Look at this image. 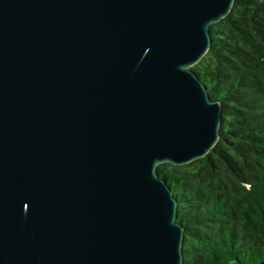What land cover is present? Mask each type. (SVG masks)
<instances>
[{"label": "water", "instance_id": "1", "mask_svg": "<svg viewBox=\"0 0 264 264\" xmlns=\"http://www.w3.org/2000/svg\"><path fill=\"white\" fill-rule=\"evenodd\" d=\"M234 3L0 0V264H184L157 167L220 139L192 67Z\"/></svg>", "mask_w": 264, "mask_h": 264}, {"label": "trees", "instance_id": "2", "mask_svg": "<svg viewBox=\"0 0 264 264\" xmlns=\"http://www.w3.org/2000/svg\"><path fill=\"white\" fill-rule=\"evenodd\" d=\"M210 29L192 69L222 103L220 139L206 156L157 171L178 200L184 264H255L264 257V2L235 0Z\"/></svg>", "mask_w": 264, "mask_h": 264}]
</instances>
